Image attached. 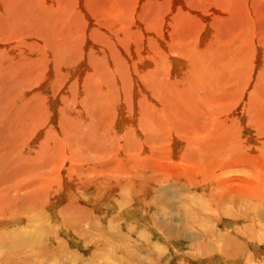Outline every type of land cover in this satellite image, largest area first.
<instances>
[{"label":"bare ground","instance_id":"bare-ground-1","mask_svg":"<svg viewBox=\"0 0 264 264\" xmlns=\"http://www.w3.org/2000/svg\"><path fill=\"white\" fill-rule=\"evenodd\" d=\"M42 1L34 0V3L39 2L34 4L33 0H21L19 4H15L11 0L13 3L12 5L9 3L7 8L14 11L12 18L17 13L23 12L19 19L15 17L13 24L10 25L8 20L7 24L14 29L13 34L20 41V48L18 47V49L23 54L22 56H25V61L21 66H14H16V70L20 69L21 74H24L26 84L22 81L23 79L20 83L23 82L22 86H26L27 91H29L20 97V109L17 108L16 111L18 116L16 125L19 124L14 126L16 130L11 131L12 137L9 136L8 141L2 143L3 148H0V222H8L9 225L16 224L17 226L25 224L21 233L15 229L17 233L13 232V240L11 239L13 241L11 247L20 248L19 250L34 247V250L38 249L37 251H39L40 249L41 251L44 248H40L44 237L37 225L44 221L46 217L44 206L47 205L46 198H44L46 187H34L33 192L30 187L35 185L28 183L20 171L2 175L5 170L13 168L14 163L17 167L25 164L27 160L31 162V156L23 155L25 157H22L19 152L23 153L34 143L36 144L34 148L36 158L32 162L37 163L40 168L45 167V164L57 166L60 160L58 161L55 155L50 156L53 142L57 143L56 145L59 143L56 141L67 143V146L76 152L77 148L65 141L66 135L69 140L78 137L82 141L81 138L84 136L83 139L90 138L88 134L92 132L93 140L97 142V148L98 146L100 148L105 142H109L108 140H110L109 144L111 142L117 144L116 149L119 153L117 155L110 153V155L114 154L117 162L121 163L120 167H124L122 163L127 157H129L128 160H134V164H140L139 162L150 163L151 158L148 156L150 159L144 160V156L145 154L147 156V153L150 154L152 150L158 153V158L160 157L159 165L162 167L168 165V157L161 155L163 149L157 148L158 143L155 139L172 138L175 149H171L173 144L171 146L167 144L166 150H170L169 154L167 153L170 159L171 157L177 159L176 150L180 146L179 139L183 135H186L181 143L185 154L189 153L192 148H197L200 155H208L209 157L214 151H217L215 143L220 142L219 137L223 131H232L231 126H226V122L233 120L231 115L234 111L236 113L235 107L243 102V94L246 96V93L239 95L242 86L245 85L243 89L245 92L252 85L250 71L256 69L257 64L262 65L260 69H264V34L262 35L260 32L261 29L264 31V0H117L118 7L116 9L109 6L108 2L111 0H77L73 11L81 15L84 22L86 19L87 25H90L94 34L92 41H96L98 44L94 46V43L92 45L94 50L91 47L90 49L94 52L93 60H100V64L91 63L93 62L92 58H90L91 62L88 58L89 63H87L85 56L81 53L82 50L80 51L81 46L80 49L78 46V41H81L80 38L82 39L83 34L88 37L89 27L85 24L86 28L83 32L80 28L74 31L75 26H70L71 28L68 29L58 25L64 18H58L57 22L49 21L46 18L48 13L50 15L54 12L53 15H55L60 6L55 3L56 10H50L45 3L48 0ZM110 5H112V1ZM120 5L122 6L119 8ZM34 10L43 11L45 25L41 24L40 15H37ZM59 12L63 17L65 13ZM71 14L69 15L71 16ZM259 28L260 30H258ZM89 36L91 37V34ZM83 41L85 40L83 39ZM10 49L12 50V48ZM84 53H86L85 49ZM88 53L91 52L88 51ZM6 56L9 59L10 55ZM13 60L11 58L10 61ZM91 64L97 65L94 67ZM262 71L260 70L259 73ZM14 74L12 72V75ZM259 78L261 79V76ZM258 81L254 80V87L252 86L253 89L247 94L249 100L243 102L244 115L242 114L240 118L249 120L250 117L251 121L242 126L241 129L253 130V127H256L253 124L256 125L259 122L253 121L254 117L251 115L253 110L250 109L251 97H255L257 91L264 90V82L262 89L256 87L257 83H262ZM51 91L54 94L43 95L45 92ZM34 99L36 102L33 105L31 101ZM56 103H60L58 108L55 107ZM116 103L117 105H115ZM50 106L51 108H49ZM193 117L199 118V120H192ZM16 120L13 119V121ZM96 120L104 123L107 133H114V135L111 134L113 138L109 137L110 133L109 136L107 134L106 136L104 132L98 134L100 124L98 126ZM8 121L13 122L12 120ZM14 123H11L12 127ZM259 125L256 128V133L260 137H264V126L261 123ZM7 126L9 127V125ZM76 127L79 129L78 132H76ZM181 127H185V130L187 127H193V129L190 130L191 132H181ZM89 128L90 130H88ZM120 133L123 135L119 136ZM259 136H256L255 139H259ZM120 138L124 142H121ZM151 145L154 146L151 147ZM234 145L236 147V144ZM261 145L263 144L261 143ZM104 147H107V144ZM139 147L140 150L137 152ZM64 148L66 149V147ZM78 148L80 150H77L73 156L70 155L71 157H67V153L65 156L60 155L64 160L63 164L68 163L71 159L70 162L78 163L77 166L79 167L77 168H80L82 172L86 169L85 166L88 167L86 169L88 172L94 167L98 168L94 164L89 167L91 161H84V150L81 146ZM250 148L253 150V146ZM55 149L58 150V147ZM30 151H33L32 148ZM156 152L153 156L157 158ZM190 153L192 156V151ZM235 153L239 154L240 152ZM240 154L243 155V153ZM229 155L231 154L229 153ZM229 155L227 154L228 157ZM221 156L223 157L224 154ZM257 157L258 155L255 158L257 159ZM68 158L70 159L68 160ZM98 158L99 156L95 159ZM162 159L165 161L163 165L160 162ZM215 160L212 161L215 162ZM97 161L93 160L92 163ZM183 164H185V160ZM73 167L71 165L72 169ZM120 167L115 168V171ZM133 167L136 168L137 165ZM186 167L188 168V166ZM24 168L27 167L24 166ZM216 169L218 168L216 167ZM216 169L213 167L212 171L216 172ZM209 172L211 171L209 170ZM14 175L17 177L12 184L11 179L14 178ZM197 175L198 173H196V177H198ZM65 177L68 178L67 175ZM260 179L264 181V177H260ZM2 180L7 184L3 185ZM62 180L64 181L65 178ZM187 180L186 178L185 181ZM262 180H260V184L261 182L264 183ZM76 189L77 185L74 186V191ZM91 190L85 192L89 194ZM23 191L26 194H22ZM40 191H44L43 195L38 193ZM36 192L37 195H35ZM146 192L148 194L144 195L147 197L149 191L146 190ZM159 193L157 190L153 193V201L159 200L157 197ZM213 201L212 203L218 205L220 200ZM147 206L152 205L147 203ZM31 208L38 212L37 216L42 220L39 222L38 217L34 219L36 225L34 224V229L30 231L28 229L31 227L30 218L27 219V217L32 212ZM30 233L35 235H30ZM20 253L22 254V251ZM39 253L38 255H40ZM24 254L22 255L24 256ZM8 260L6 258V261Z\"/></svg>","mask_w":264,"mask_h":264},{"label":"rangeland","instance_id":"rangeland-1","mask_svg":"<svg viewBox=\"0 0 264 264\" xmlns=\"http://www.w3.org/2000/svg\"><path fill=\"white\" fill-rule=\"evenodd\" d=\"M13 1L15 4H19L21 2V0ZM73 1H46L45 3L48 5L46 7H48L50 10H56L54 5L55 3L56 5L59 4L60 6L57 9L58 11L55 12V15H53L54 12L52 11L53 14L49 15L48 13V17L46 18L51 22H57L59 19L64 18L59 22L58 25L65 26L68 29L71 28L70 26H75L74 31L80 28L83 32L86 26L89 27L87 33L88 37L83 34L82 39L80 38L81 41H78V46L79 49L81 46L80 51L82 50L81 53H83L85 56L87 63H89V60L91 62L90 58H92L93 62L91 63L100 64V60H93L94 52L92 51V45H94V43V46L98 45L96 41H92L94 34L92 33L90 25H87L86 19L84 22L83 17L76 14L77 12L73 11L77 0ZM111 1L113 6L110 5ZM111 1L108 2L109 6H111L113 9H116L118 7L116 2L117 0ZM9 3L12 5L13 2H11V0H0L1 149L3 148L2 143L5 141L7 142V138L12 137L11 131L16 130L14 126L18 121L16 111L17 108L20 109V97L22 94L29 92L27 91L26 86H22L23 82L26 84V78L24 74H21V70H16V66H14H21L25 61V56H22L23 54L20 52V49H18L20 41L17 40L16 36L13 34L14 29L12 26L9 27L7 24V20L9 21L10 25L13 24L14 19H16L15 17L19 19L23 12L17 13V15L12 18L14 11L7 9ZM38 3L39 2H35L34 4ZM121 6L122 5H120L119 8ZM59 11L65 13L63 17ZM42 12L41 10L35 11L37 15H40L39 18L41 24L45 25V17H43ZM68 13H72L71 16ZM101 19L103 20L102 15ZM45 27L48 28V26ZM260 28L258 30H260ZM59 29L61 28L59 27ZM61 30H63V28ZM261 30L262 31L260 32L263 35L264 31L263 29ZM80 34L82 35L81 32ZM90 34L91 37L89 36ZM83 39L85 41H83ZM90 39L91 41H89ZM257 43L259 44V42ZM90 47L92 49H90ZM10 48H12V50ZM84 49L86 53H84ZM88 51L91 53H88ZM19 54H21V56H19ZM6 55H10L9 59ZM13 55L15 60H13ZM10 57L13 61H10ZM91 65H94L95 67L97 64ZM257 65L258 66L256 69L254 68L250 71L252 85L245 92L243 90L245 85L242 86V90L239 93V95L241 93H246V96L243 94L244 103L249 100L247 94H249L251 92L250 90L253 89L254 80H259L262 82H260L262 85L257 83L256 87L260 89L263 86L264 69H260L262 68V65ZM13 70H15L17 74ZM258 70L263 71L262 73H259ZM12 72L15 74L12 75ZM260 76L261 79L259 78ZM21 80L23 82L20 83ZM2 86L3 88H1ZM50 93L54 94V92L51 91L45 92L43 95L50 96L52 95ZM35 102L36 101L34 99V101H31V104L34 105ZM243 102L235 107L236 113L234 111L231 115L233 120L230 116L231 120L234 122H226L227 127L231 126V133L228 132V130L223 131L224 134L222 133V135L219 137L220 142L218 141L215 143V147L218 151H214L216 155L214 153L213 154L215 156L213 154H211L209 157L208 155H206V157L202 154L201 156L199 154V150L192 147L191 148L193 150L191 149L189 153L187 152L185 154L183 145L181 143L182 139L186 135H183V137L179 139L181 143L179 144L180 146H178V150H176L178 153L177 159L175 157L174 159L172 157L170 159V156L168 155L170 150L167 151L166 147L167 144L168 146H171L174 143V140L172 138H157L155 139L157 141L156 143H158L156 146L160 150L163 149L164 152L161 150V155L168 157V165L163 167L159 165L160 157L158 158V153L156 151L153 152L152 150L150 154L147 153V156L146 154L144 156V160L149 157L151 158L149 161L150 163L144 164L139 162L141 165L136 163L134 164V160H128L129 157H127L124 158L122 163L124 167H120L119 165L121 163L117 162L118 160L117 158H114V154L112 156L110 155V153H115L116 155L119 153L116 149L117 144L112 142L109 144L110 140H108L109 142H105L103 144L104 146L107 144V147L100 145L101 147L99 148L98 146L97 148V142L93 140L92 132H89L91 135L88 134L91 140L90 138L83 139L85 138L84 136L81 138L82 141H80L78 137H73L74 139L72 138L69 140L65 134V141L69 142L70 145L75 146V148H77L76 152L77 150H80L78 148L80 146L82 150H84L83 157H85V159L83 160L87 162L91 161L89 167H91L93 164L98 167H94V169L89 170V172L86 170L88 168L86 166V169H84L82 172L80 168H77L79 167L77 166L78 163H73L72 161L71 163L70 158H68V160L70 159L68 163L63 164L64 160L62 159V156L60 157V155L65 156L67 153V157H71L76 152H73L74 149L69 148L67 143H63L61 141H56L59 142L58 145H56L57 143L55 144V142H53V145L51 144L52 151L50 156L55 155L58 161H61H59L57 166L53 164H45V167L40 168L37 166V163H33L32 160L36 158L34 149L36 144L34 143L23 153L19 152V155L22 157L31 156V162L30 160H27L25 164H21L17 167L14 163V167L5 170L4 174L2 175H9L13 172L20 171L23 173V177L28 183L35 185L32 188L30 187L33 192L35 189L34 187H46V193L44 195L47 203V205L44 206L46 217L44 218V221L41 222L42 225L41 223L37 225L41 234H43L42 236L44 237V241L42 243L45 244L41 243L40 248H44H42L41 251L39 249L40 253L37 251L38 249L34 250V247H28L23 250H19L20 248H12L11 242H13V232H16L15 229H18V232L21 233V230L25 224L22 226H17L16 224L9 225L8 222H0V264H264V183L261 182L260 184V180H262L260 177H264V137H260L259 134L256 133V128L260 126V123L262 126H264V90L257 91L256 96L251 97L250 99V109L253 110V114L251 115L254 117L253 121L260 122H257L259 126L257 124H253L256 126L253 127V130H246L243 128L241 129L242 126H245L251 121L249 116V120H243L240 118L242 114L244 115ZM57 104L58 103H56L55 107L58 108L60 103L58 105ZM115 105H117V103ZM51 106L49 108H51ZM7 109L8 111H6ZM13 119L17 120L13 121ZM195 119L199 120V118H192V120ZM8 120H12L13 122L11 123L15 122L13 125L14 128ZM95 122L98 126L100 124L98 128V134L99 132H102V134L104 132L105 135L107 134L109 136L110 133L109 137L113 138L111 134L114 135V133H107L106 129L104 128V123L100 121L98 122L97 120ZM7 125H9V127ZM184 128L181 127L180 131L191 132L193 129V127H187V130ZM78 130L79 129L76 127V132H78ZM88 130H90V128ZM120 135H123V133H120L119 136ZM256 136H259V139H255ZM225 138H229L230 140H226ZM39 139L41 140V137H39ZM120 140L121 142H124L121 138ZM81 142L84 144H78ZM242 143L243 146H241ZM261 143L263 145H261ZM191 144L193 146V143ZM234 144H236V147ZM63 146L66 147V149ZM153 146L154 145H151V147ZM252 146L253 150L250 148ZM56 147H58V150L55 149ZM109 147H111V150ZM174 147L175 146L173 144L171 149H175ZM244 147L247 148L245 149ZM31 148L33 151H30ZM186 148H188L187 145ZM67 149L68 152H66ZM139 150L140 147L137 149V152H139ZM243 150L246 151L244 152ZM191 151L192 156L190 155ZM238 151L243 153V155L240 153V155L235 153H238ZM155 152L158 159L153 156L155 155ZM227 152H229L231 155H229ZM223 154L224 156L222 157L221 155ZM257 155L258 157L256 159L255 157ZM98 156L99 160L95 159ZM260 157L261 159H259ZM187 158L190 159L188 160ZM212 158L216 159L215 162L212 161ZM220 159L222 160L220 161ZM93 160L98 161L96 163H92ZM184 160L185 164H183ZM28 161L30 163H27ZM18 162L20 163V161ZM160 162L162 165L165 164L163 159L160 160ZM153 164L156 166V170ZM71 165L74 166L73 169L71 168ZM136 165L137 167L134 168L133 166ZM24 166L27 168L25 169ZM186 166H188V168ZM117 167H120V169L115 171V168ZM213 167L215 169L216 167L218 168L216 169V172L212 171ZM201 168L202 170H200ZM209 170L211 172H209ZM196 173H198V177H196ZM66 175L68 178L65 177ZM13 177L14 178L11 179L12 184L13 180L17 176L15 177L14 175ZM62 178H65V180L67 179L68 182L67 180L66 182L65 180L63 181ZM186 178L188 179L187 181H185ZM1 182L4 183L3 185L7 184L3 180ZM190 182L192 183L191 185ZM76 185L77 192L74 191V186ZM182 186L185 189L181 188ZM187 188L190 189L188 190ZM155 189L157 192H160L157 196L159 199L157 201L152 200L153 193L156 192ZM88 190H91L89 191L90 195L85 192ZM146 190L149 191V196H147L149 198L145 201L147 198L146 195L148 194ZM43 192L44 191H40L38 193L43 195ZM38 193L36 192L35 195ZM22 194H26L25 191H23ZM213 200H220L219 204L217 205L216 203H212ZM146 202L152 206H147ZM141 203L143 204L142 206ZM33 209L34 208H31L32 212L27 217V219L30 218L29 224L31 227L28 228L30 231L34 229L36 225L34 219H37L38 217V212L33 211ZM30 220L33 222L31 221L30 223ZM37 220L40 222L42 219L38 217ZM30 235L35 234L30 233ZM21 251L22 254H26V257L25 254L23 256L20 253ZM38 253L40 255H38ZM43 256L44 258H42ZM6 258L9 260L6 261Z\"/></svg>","mask_w":264,"mask_h":264}]
</instances>
